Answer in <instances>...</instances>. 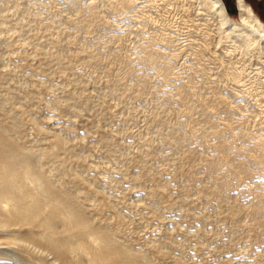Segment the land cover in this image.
Listing matches in <instances>:
<instances>
[{"label": "rangeland", "instance_id": "rangeland-1", "mask_svg": "<svg viewBox=\"0 0 264 264\" xmlns=\"http://www.w3.org/2000/svg\"><path fill=\"white\" fill-rule=\"evenodd\" d=\"M248 1L264 20V0ZM107 2L0 0V121L17 114L20 143L55 149L58 184L88 191L87 215L145 264H264L258 53L200 18L196 0ZM8 250L0 259L18 264Z\"/></svg>", "mask_w": 264, "mask_h": 264}, {"label": "bare ground", "instance_id": "bare-ground-1", "mask_svg": "<svg viewBox=\"0 0 264 264\" xmlns=\"http://www.w3.org/2000/svg\"><path fill=\"white\" fill-rule=\"evenodd\" d=\"M107 1V3L113 7L122 6L123 8L131 9L134 6H137V8L140 6V2L139 4L136 2L137 0ZM196 1L198 3L197 14L200 16L202 15L200 18L206 19L204 18V15H210L211 17L215 18L217 20V27H215L218 31L222 30L225 34V37L228 36L231 38L229 40L234 41L242 49H244V53L248 50H255L256 52L252 54L258 53L256 55L257 58H255L256 60L260 58L258 63L262 66L264 65V20L260 18V16L257 14V11L255 10V7L250 4L248 0H234L238 20L228 14L227 11L230 10H228L227 7L225 9L226 4L223 0ZM79 7L81 8V6ZM249 9H251V12H249ZM114 10H116V8ZM84 13L87 15V11ZM97 13L99 14V12ZM96 15L97 14L94 12H91L89 16L87 15L88 17H86L85 24L88 26V24L96 19ZM136 16L138 15L136 14ZM80 22L82 24V21ZM222 31L218 32V34L220 35ZM169 35L171 36V34ZM170 36L168 37L170 38ZM230 45H233V43ZM237 46L235 47L240 50V48ZM235 47H231V49L234 48L235 50ZM252 54L250 56H252ZM244 56L242 57L244 58ZM247 56L246 58H248ZM252 57L250 58L252 59ZM234 65L235 64H233V66L229 64L225 71H223V74L226 78H229L227 81H232L233 84L234 82L236 84L240 82L238 78V75H240V70L238 72V66L236 68ZM242 66L243 65L240 66L241 70L243 68ZM170 82L172 83V81ZM175 83L176 82H174V84ZM180 90L186 92L184 87H180ZM10 95L11 96H9L8 99H14V95ZM6 101V98H0V106L6 105L8 102ZM5 107L6 106H4V108ZM1 121L0 258H4L3 256L7 255L8 249L10 250L14 248L19 250L20 256L14 257L15 255L12 256L11 254L9 256H12L13 261L17 262L18 264L146 263L147 259L144 256L138 254L137 250L131 248L130 245H126V243L118 241L115 238L113 232L114 229L112 230L111 227L108 228L109 226L107 225H105L107 227H103V225L99 226L95 224L89 215H87L80 199H84L88 196L91 197V194L88 191L82 190V192L79 193L72 186L67 187L58 184L60 183L58 176L63 172L59 171L61 166L59 168V164L57 162H59L58 160L61 156L57 154L55 149L51 148L48 150H39L29 144L20 143L14 136V133H20L22 127V121L17 116V114H13L11 122L8 124H3ZM36 126L38 129L41 128L40 124H37ZM56 144L60 145L62 144V141L59 140L56 142ZM58 145H56L57 148H63V145ZM62 160H64V158L62 159L61 157V164ZM45 167H47L48 170L45 169ZM73 175L74 176L72 180L75 182H80L79 176L75 175L74 173ZM52 176H55V178ZM0 264L8 263L0 259Z\"/></svg>", "mask_w": 264, "mask_h": 264}, {"label": "water", "instance_id": "water-1", "mask_svg": "<svg viewBox=\"0 0 264 264\" xmlns=\"http://www.w3.org/2000/svg\"><path fill=\"white\" fill-rule=\"evenodd\" d=\"M227 9H228V10H230V11L232 10V8H231V7H227Z\"/></svg>", "mask_w": 264, "mask_h": 264}, {"label": "clouds", "instance_id": "clouds-1", "mask_svg": "<svg viewBox=\"0 0 264 264\" xmlns=\"http://www.w3.org/2000/svg\"><path fill=\"white\" fill-rule=\"evenodd\" d=\"M249 12H251V9H249Z\"/></svg>", "mask_w": 264, "mask_h": 264}]
</instances>
